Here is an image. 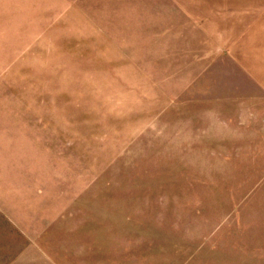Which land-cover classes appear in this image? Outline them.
<instances>
[{"label": "rangeland", "instance_id": "rangeland-1", "mask_svg": "<svg viewBox=\"0 0 264 264\" xmlns=\"http://www.w3.org/2000/svg\"><path fill=\"white\" fill-rule=\"evenodd\" d=\"M0 264H264V0H0Z\"/></svg>", "mask_w": 264, "mask_h": 264}, {"label": "crops", "instance_id": "crops-1", "mask_svg": "<svg viewBox=\"0 0 264 264\" xmlns=\"http://www.w3.org/2000/svg\"><path fill=\"white\" fill-rule=\"evenodd\" d=\"M2 207H3V206H2ZM4 208H5V207H4ZM5 209H6V208H5ZM5 209H2V211L5 212ZM7 212H9V210H7ZM24 260H26V259H24Z\"/></svg>", "mask_w": 264, "mask_h": 264}]
</instances>
